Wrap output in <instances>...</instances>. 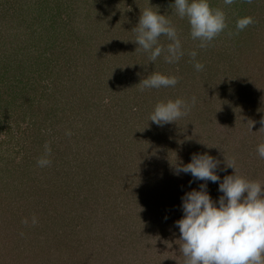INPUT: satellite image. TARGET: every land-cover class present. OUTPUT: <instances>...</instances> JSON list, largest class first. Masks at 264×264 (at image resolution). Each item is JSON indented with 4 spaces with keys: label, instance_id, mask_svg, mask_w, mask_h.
<instances>
[{
    "label": "rangeland",
    "instance_id": "obj_1",
    "mask_svg": "<svg viewBox=\"0 0 264 264\" xmlns=\"http://www.w3.org/2000/svg\"><path fill=\"white\" fill-rule=\"evenodd\" d=\"M35 2L42 0H0V89L9 82L19 87L13 90L16 117L0 114V138L14 145L3 153L0 142V172L12 162L22 171L38 144V158L56 161V167L70 163L65 175L71 184L61 203L48 206V197L37 199L31 210L24 205L27 199L1 193L0 264H90L86 257L97 241L118 264H185L175 221L183 215V194L205 182L175 175L176 160L186 164L193 154H208L220 161V182L234 174L225 161H234L236 175L264 183V170L257 177L250 170L257 165L250 155H258L257 146L264 143V0L232 5L208 0L211 8L225 13L227 27L204 48L191 37L187 19L175 15L173 0H61L42 24V7ZM149 7L177 31L183 55L173 63L163 54L150 62L133 42L140 13ZM103 12L109 14L107 25L98 28L90 17ZM243 17L253 23L240 31L236 21ZM66 25L70 32L77 25L83 28L79 40L87 42L85 47L74 37L56 35L55 28L61 34ZM159 43L170 41L161 36ZM196 62L203 65L199 71ZM152 73L175 76L178 82L141 90L140 82ZM176 99L191 105L184 116L163 126L149 121L157 103ZM35 164L33 170L44 169ZM88 164L100 177L95 189L80 196L82 202L72 193L77 184L87 189L89 177H95L94 172L85 175ZM16 175L5 174L6 182ZM58 180L52 182V200L61 193ZM206 183L211 198L218 200V182ZM51 209L63 220L45 234H33L30 219L37 223Z\"/></svg>",
    "mask_w": 264,
    "mask_h": 264
},
{
    "label": "clouds",
    "instance_id": "obj_2",
    "mask_svg": "<svg viewBox=\"0 0 264 264\" xmlns=\"http://www.w3.org/2000/svg\"><path fill=\"white\" fill-rule=\"evenodd\" d=\"M234 2L224 0L225 5ZM170 7L180 18L187 19L190 35L200 41V48L206 47L227 27L225 13L211 8L208 0H173ZM252 23L251 17L240 18L236 21V29L242 31ZM134 30L136 37L133 42L148 54L150 62H155L163 54L166 62L173 63L183 55L175 27L158 9L153 11L149 7L140 13ZM161 36L170 43L166 46L160 44ZM196 55L195 51L191 53L193 59ZM194 67L199 71L203 65L196 62ZM177 82L175 76L152 73L140 84L143 90L173 87ZM192 103H195V98ZM190 106L182 99L159 102L149 121L158 126L176 122ZM260 123L264 127V120ZM257 153L264 159V143L257 146ZM49 163L45 158L38 160L40 166ZM225 163L234 170V174L225 176L222 182L216 172L220 161L208 154H193L188 163L176 160L173 164L175 175L189 174L194 181L205 182L199 185L198 190L191 189L183 194V215L175 221L185 264H264V183L236 175L234 161ZM208 181L218 182V191L222 193L218 200L214 201L209 195ZM32 222L36 223V219L33 218Z\"/></svg>",
    "mask_w": 264,
    "mask_h": 264
},
{
    "label": "trees",
    "instance_id": "obj_3",
    "mask_svg": "<svg viewBox=\"0 0 264 264\" xmlns=\"http://www.w3.org/2000/svg\"><path fill=\"white\" fill-rule=\"evenodd\" d=\"M34 1L35 0H33V2ZM56 1H57V3H56ZM35 3H40L39 7H42L41 13L40 14L38 13L39 16H40L39 17L40 18L39 19V24H42L41 22L46 21L44 15L47 14V11H49L50 14H52L53 6L55 4H57V6L59 7V3L62 4L63 2H61V0H42V2H35ZM71 3H74V1H71ZM63 5H66V8L69 7L68 4H66V2H64ZM101 10H103V9H101ZM71 11L72 10H69L70 13H71ZM104 13L105 12H103V14H101V15H98L97 18L90 17V19L96 21V24H97L96 27L98 26V28H100V26L107 25L105 21L107 20L106 17H108L109 14H105L104 15ZM174 13H172V14H174ZM175 15H177V14H175ZM47 17L48 16H46V18ZM71 20L72 19L70 18V21ZM69 23L72 24L73 22L71 21ZM66 26L62 27L61 34L55 28L56 35L57 36L61 35V38H62V34H63V36L65 38L67 36L74 37L76 42L81 43L80 46H82V44H84L83 47H85L87 45L86 44L87 42L82 43V39L79 40L80 37L83 34V28L79 29V26L77 25L76 27H74L73 31L70 32L69 30L71 28L68 29L69 26H67V27ZM72 26L73 25H71V27ZM50 34L53 36V33H51V31H50ZM77 40H79V41H77ZM72 47H75V45L74 46L72 45ZM84 79H87V78H84ZM84 81H86V80H84ZM80 83H81V78H80V81H79V85L81 87ZM2 84L3 83H1V89H0V100H1L0 104L2 106H4V107H3V110H0L1 111L0 114H4L5 113L4 117H8V119L10 118L11 114H15L14 117H13V118H15L16 114H18L17 109L19 108V105L15 106V104H16L15 100L17 98L16 97L17 93L15 91L16 94H14L13 90L18 89L19 87L17 85H15L14 83H12V85H11L10 82L8 84H6V85H4V84L2 85ZM13 85H15V86H13ZM18 85H19V83H18ZM88 108H90V107H88ZM46 117L47 116L45 115L44 118H46ZM16 127L18 128V125ZM2 128L3 127H0V132L2 131ZM31 128H33V126ZM0 136H1V134H0ZM36 136L38 137V139H40V140L42 139V137L40 135H36ZM0 142L2 143V148L4 149L3 153H6L5 150L8 152V151L11 150V148L12 149L14 148V145L12 144L11 139H7L6 137L0 138ZM24 142L26 144V141H24ZM30 144H29L30 146L28 147V149L32 150L34 148L33 145L35 143L32 140ZM27 146H28V143H27ZM2 148L0 147V152H2ZM34 150L37 151L35 153V155L33 156L34 158L32 160H30V158H29V161L25 163L26 165L23 166L24 168L22 169V171H19V173H18V169H19L18 165H14L13 162L10 164L11 167L8 170L9 172L8 171H6L5 173H1L0 172V174H1L0 182L3 181V184H0V195H1V193H4V194L7 195V197L10 198V196H11V199L16 200V201H18V200L21 201L23 199H27L26 202H24V201L23 202L25 203L24 205L28 204V208L30 210L38 205V202H39L38 200L39 199H43L44 200V199H46V197H48V199L50 200V201H47V202H49V204L45 201L48 204V206H52V202L54 204H56V205L58 203H61V201H64L63 199L68 196V195L67 196L64 195V192L66 193L68 191V188H69V186H67V185L71 184V182H67L66 175H65L66 174L65 168L69 167L70 163L67 164V165L62 163L61 165H59V167H56V164H57L56 161H51L48 165L44 166V169H42V171L41 170H37V169L33 170V168L36 166L35 163H38V162H35V160L36 159L40 160L41 158H43V157L38 158V155H39V153L42 150L41 145L36 144V148ZM250 156L252 157L251 159L253 160V162H256V164H257V165H254L252 167V169H250V170L253 173L254 177H257L258 174L260 172H262V170H264V163H263L264 159L260 158L259 155H255V156L254 155L253 156L250 155ZM45 159H47V158H45ZM89 166H90V164L87 165V168H89V170H88V172H86L85 175L90 176L92 174V172H94L95 177H93V176L89 177V179H88L89 180V184L86 187L87 189H83L81 184H77L78 187H75L76 190H73L72 194L76 193L75 197L78 200H82L80 196L83 197V194L85 192H87V191H89L91 189H95L96 185H94V184L97 182L96 180L100 177V175H98L99 173L94 168H90ZM30 168H32V170ZM28 171H32V172H28ZM10 173H12V174L16 173L17 175L14 177V180L12 182H6L7 179H6L5 174L6 175H10ZM69 173L71 174L70 170H69ZM69 173H68V175H69ZM20 174H22L23 176H20ZM20 177H24L23 180H25V179H27V180L24 181V182L22 180L21 182H23V184L21 186H19V187L15 186V185H17ZM55 177L59 178V180L56 183V186H57L58 189H59V186H60L61 193H60L59 196H57V199H53L52 200V198L55 197V196H52V188L54 187L52 182L54 181ZM14 181H15V183L13 184ZM34 181H40V183H42V184L44 183L43 184L44 187H42L41 184L36 186L37 184ZM33 182L35 183V185L33 184ZM34 187H37V188H34ZM57 188L55 189L56 191H57ZM19 192H20V194H19ZM30 194H32L34 197H32V198L28 197V195H30ZM59 199H60V201H59ZM82 202H83V200H82ZM81 203H78V204H81ZM71 208H72V204H71ZM52 211L53 210L51 209V211L48 212L47 215L44 213L46 216L41 217L43 219H39L38 218L39 221L37 223H34L33 227H31V230L33 229V231H34L33 234H36V233H38L41 230L45 234L47 228L51 227V224H55L56 222H59L60 220H63L62 219L63 218L62 215L56 217V216L53 215ZM28 216H30V215H28ZM30 220L33 221V218H31ZM36 221H37V219H36ZM82 222H84V221H82ZM38 235L40 236V234H38ZM108 248L111 249V246L108 247ZM106 253H108V252L105 249V244H103V241L99 242V244H98V241H97L93 245L92 253L91 252L88 253V255L86 257L87 258L86 261L90 260V264H91L92 260H94L93 264H118L115 261L116 259H114V260L113 259H111V260L109 259L112 255H106ZM109 253H111V250L109 251Z\"/></svg>",
    "mask_w": 264,
    "mask_h": 264
}]
</instances>
